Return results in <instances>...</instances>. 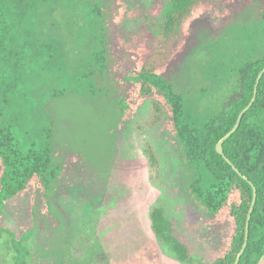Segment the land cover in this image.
Segmentation results:
<instances>
[{
  "label": "rangeland",
  "instance_id": "1",
  "mask_svg": "<svg viewBox=\"0 0 264 264\" xmlns=\"http://www.w3.org/2000/svg\"><path fill=\"white\" fill-rule=\"evenodd\" d=\"M99 1L105 9L109 52L114 55L100 80L102 97L88 75L87 46L76 42L75 26L90 0H36L33 14L17 28L22 44L11 50L14 75L3 84L21 77L15 93L25 99L15 109L24 115L11 121L16 128H26L24 140L31 136L41 144L49 126L45 114L50 116L53 164L61 166L62 176L51 183L47 207L31 190L5 202L0 196V264H19L23 249L24 264H210L224 249L228 229L211 224L190 195L187 182L192 170L179 145L162 124L136 128V121L148 115L146 104L127 121L117 114L113 101L117 94L113 78L119 75L114 63L131 61L133 39L145 34L144 14L162 9L167 0ZM261 5L262 0L206 1L166 76L183 92L198 97V89L210 83L200 69L213 65L221 49L237 42L241 29L252 24L249 28L260 39L254 14ZM214 69L218 78L227 79L228 70L222 77L223 72ZM81 73L87 78L78 80ZM220 81L216 89H221ZM53 90L63 94L52 97ZM206 98L198 99L200 107ZM148 146L154 150V163ZM153 207L164 210L174 233L189 244L191 262L178 260L152 235Z\"/></svg>",
  "mask_w": 264,
  "mask_h": 264
},
{
  "label": "trees",
  "instance_id": "2",
  "mask_svg": "<svg viewBox=\"0 0 264 264\" xmlns=\"http://www.w3.org/2000/svg\"><path fill=\"white\" fill-rule=\"evenodd\" d=\"M90 1L75 26L76 42L80 40L87 46L84 59L90 67L88 75L95 80L98 95L102 97L100 80L106 75L108 61L114 55L109 52L105 9L99 0ZM206 1L217 4L224 0H167L162 9L144 14L145 34L138 40L131 38L135 43L131 61L118 60L113 65V70L119 74L113 78L117 86L113 101L117 114L127 121L135 119L146 104L148 115L136 121V128L162 124L179 145L186 166L192 170L187 182L190 195L207 212L211 224L228 229L224 249L210 264H233L244 242L253 189L216 152L215 146L249 103L257 74L264 67V0L254 14L260 39H256L250 24L241 29L238 41H233L230 48L221 49L214 57L215 65L209 63L200 69L210 83L198 89V97H191L190 91L183 92L173 79L166 76V70L184 47L191 21L198 16ZM35 3L36 0H0V196L5 202L20 192L31 190L44 199L47 207L46 195L51 183L62 176L61 166L53 164L56 150L54 122L45 114L49 126L42 133L41 144L31 136L24 140L26 128H16L11 121L24 115L15 109L17 103L25 99L20 92L18 96L15 93L21 77L16 75L13 83L3 84L14 75L10 74L14 71L10 65L11 50L22 44L17 28L33 14ZM207 65H211L209 70ZM215 66L224 73L220 74L222 77L226 73L224 70H228L227 79L218 78ZM88 75L81 73L76 77L82 80ZM227 80L230 85L225 90ZM219 81L221 89H216ZM62 94L53 90L51 96ZM98 95L92 97L94 102ZM204 96L206 101L200 107L198 99ZM147 152L150 162L154 163L151 146ZM223 152L256 188L248 242L238 263L255 264L264 252V74L252 106L243 114L238 128L223 142ZM150 218L152 235L178 260L191 262V247L174 233L173 223L164 210L153 207ZM25 256L23 249L19 264H24Z\"/></svg>",
  "mask_w": 264,
  "mask_h": 264
},
{
  "label": "water",
  "instance_id": "3",
  "mask_svg": "<svg viewBox=\"0 0 264 264\" xmlns=\"http://www.w3.org/2000/svg\"><path fill=\"white\" fill-rule=\"evenodd\" d=\"M263 74H264V67L257 74L256 82H255V85H254L253 96L250 99L249 103L243 109H241V111L238 113V116L236 118V122L233 125V127L227 133H225L223 135V137H221L219 139V141L217 142V144L215 146L216 152L219 153V154H221L224 157V159L232 166V168L237 173H239V175H241V177L243 179H245V180H247L249 182V184L251 185V187L253 189L252 202H251L249 211L247 213V218H246V222H245L244 242H243L242 247H241L240 251L238 252V254H237V256H236L235 261H234L233 264H238L239 263V260H240V258L242 256V254L244 253L245 248L247 246L248 237H249V222H250V218H251V213H252V211L254 209V205H255V202H256L257 193H256V188H255L254 184L245 175L241 174V172L236 168V166L232 163V161L224 155V152H223V142L228 137H230L231 134L238 128L239 123H240V121L242 119L243 114L252 106V104H253V102L255 100L256 94H257V88H258V84H259L260 78L262 77ZM255 264H264V252L258 258V260L256 261Z\"/></svg>",
  "mask_w": 264,
  "mask_h": 264
}]
</instances>
